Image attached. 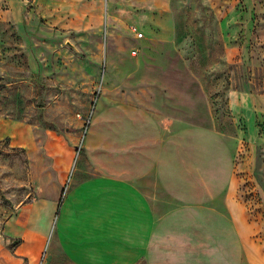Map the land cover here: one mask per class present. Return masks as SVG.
<instances>
[{
	"label": "rangeland",
	"instance_id": "1",
	"mask_svg": "<svg viewBox=\"0 0 264 264\" xmlns=\"http://www.w3.org/2000/svg\"><path fill=\"white\" fill-rule=\"evenodd\" d=\"M146 122L182 142L170 210L232 183L264 246V0H0V264H148L97 220Z\"/></svg>",
	"mask_w": 264,
	"mask_h": 264
},
{
	"label": "crops",
	"instance_id": "2",
	"mask_svg": "<svg viewBox=\"0 0 264 264\" xmlns=\"http://www.w3.org/2000/svg\"><path fill=\"white\" fill-rule=\"evenodd\" d=\"M237 98V94L231 95L233 102ZM138 128H143L146 136H135L129 157L115 155V169L104 170L99 182L100 187L113 185L122 188L128 183L130 186L129 195L126 194L128 200L122 206L117 204L115 196L113 201L106 195L99 197L101 204L98 205L97 220L101 223L99 229L103 231V240L121 239L119 234L113 238L111 235L117 236V233L110 232L117 229V220L115 228L109 226V221L116 216L117 209L123 208L129 220L131 254L145 257L148 264H151V258L164 257L165 253L159 252L165 249L169 250V259L161 264H264V246L253 236L259 222L251 220L246 205L236 196L235 185L228 184L221 198L220 189L215 190L214 195L213 189L203 188L198 198L170 210L165 156L170 152L167 145L182 142L179 137L165 136L164 131L155 132L154 124L150 122ZM114 152L118 149L115 148ZM120 160H123L121 167L117 168ZM109 176H113V180ZM127 177L130 180H124ZM82 212V222H91L94 209L84 205ZM121 214L117 212V215Z\"/></svg>",
	"mask_w": 264,
	"mask_h": 264
},
{
	"label": "built area",
	"instance_id": "3",
	"mask_svg": "<svg viewBox=\"0 0 264 264\" xmlns=\"http://www.w3.org/2000/svg\"><path fill=\"white\" fill-rule=\"evenodd\" d=\"M135 27L132 28L133 31H135ZM138 36H141L142 34L141 33H137Z\"/></svg>",
	"mask_w": 264,
	"mask_h": 264
}]
</instances>
